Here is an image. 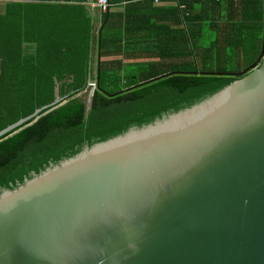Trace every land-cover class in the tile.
<instances>
[{
	"label": "water",
	"instance_id": "water-1",
	"mask_svg": "<svg viewBox=\"0 0 264 264\" xmlns=\"http://www.w3.org/2000/svg\"><path fill=\"white\" fill-rule=\"evenodd\" d=\"M202 73L240 77L3 189L0 264H264V44L241 71Z\"/></svg>",
	"mask_w": 264,
	"mask_h": 264
},
{
	"label": "trees",
	"instance_id": "trees-1",
	"mask_svg": "<svg viewBox=\"0 0 264 264\" xmlns=\"http://www.w3.org/2000/svg\"><path fill=\"white\" fill-rule=\"evenodd\" d=\"M6 1L5 13H0V130L53 103L57 87L60 100L66 102L0 140V193L85 146L189 107L240 77L202 72L243 69H230L233 65H227L228 57L234 50L224 54L216 38L205 31L196 34L199 40L190 28L170 24L169 48L156 56L159 60L133 64H124L119 58L103 60L99 86L90 94L89 81L98 71L91 66L95 27L83 0ZM177 20L180 25L182 18ZM120 24L116 18H108L102 55L123 53L124 58L132 59L136 57L130 51L132 37H122L116 30ZM111 28L117 33L110 34ZM255 31L254 36L261 38L263 24ZM170 71L182 72L118 95L103 92H116Z\"/></svg>",
	"mask_w": 264,
	"mask_h": 264
},
{
	"label": "crops",
	"instance_id": "crops-1",
	"mask_svg": "<svg viewBox=\"0 0 264 264\" xmlns=\"http://www.w3.org/2000/svg\"><path fill=\"white\" fill-rule=\"evenodd\" d=\"M50 1L62 2V0ZM91 1L83 0L82 3L91 14L95 27L91 56V66L95 71L100 70L101 62L108 59L119 58L124 64L159 60L160 57L156 56L167 52L169 48L167 40L170 24L178 28L184 26L186 30L190 28L195 34V38L199 33L205 31L211 38H216L218 47L223 49L224 54H227V49L230 48L237 55L253 54L256 51L259 53L264 44V0L184 1L188 4V15H185L184 9L182 10L178 4L171 0H163L160 3L152 0H111L112 5L108 11H101ZM6 2V0H0V13H5ZM108 18H116V21L121 23L116 27V30L122 37H132L130 51L136 57L124 58L123 53L102 55L101 40ZM177 18H182L180 25ZM259 24H263L261 38L254 36L256 35L255 29L257 26L259 27ZM116 30L111 28L109 32L115 34ZM262 37L263 44H261ZM246 38L247 41H243ZM197 39L201 40V37ZM176 41V46L179 47L177 36ZM121 44H124L123 41Z\"/></svg>",
	"mask_w": 264,
	"mask_h": 264
},
{
	"label": "rangeland",
	"instance_id": "rangeland-1",
	"mask_svg": "<svg viewBox=\"0 0 264 264\" xmlns=\"http://www.w3.org/2000/svg\"><path fill=\"white\" fill-rule=\"evenodd\" d=\"M261 44H263V37H262V43ZM260 51H259V53H258V51H256L255 53L248 54V55H245V54H243V55L238 54L237 55L234 51H232L231 56L228 57L229 63L227 65H233V66H230V69H232V70H237V69H242V68L245 69L246 67H248L249 65H251L253 62H255L258 59V57L260 55ZM231 61L232 62L236 61V62L234 64H232ZM58 90H59V88H58ZM90 94H91V90H90Z\"/></svg>",
	"mask_w": 264,
	"mask_h": 264
},
{
	"label": "built area",
	"instance_id": "built-area-1",
	"mask_svg": "<svg viewBox=\"0 0 264 264\" xmlns=\"http://www.w3.org/2000/svg\"><path fill=\"white\" fill-rule=\"evenodd\" d=\"M152 1H154L156 3H160L163 0H152ZM171 1H174L176 4H178L182 10L184 9L185 15H188V13H189L188 12V4L184 1L193 2L194 0H171ZM91 2L93 3L94 6L99 7L101 9V11H108L112 5L111 0H92ZM89 85L92 87L91 92L93 93L94 89L97 86L96 79H91L89 81Z\"/></svg>",
	"mask_w": 264,
	"mask_h": 264
},
{
	"label": "clouds",
	"instance_id": "clouds-1",
	"mask_svg": "<svg viewBox=\"0 0 264 264\" xmlns=\"http://www.w3.org/2000/svg\"><path fill=\"white\" fill-rule=\"evenodd\" d=\"M96 79V78H95ZM92 93V92H91Z\"/></svg>",
	"mask_w": 264,
	"mask_h": 264
}]
</instances>
